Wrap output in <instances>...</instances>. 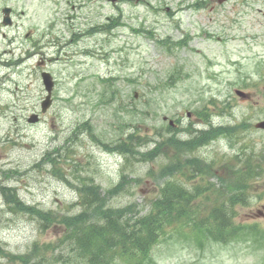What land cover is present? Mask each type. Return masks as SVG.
<instances>
[{"label":"rangeland","instance_id":"374dc122","mask_svg":"<svg viewBox=\"0 0 264 264\" xmlns=\"http://www.w3.org/2000/svg\"><path fill=\"white\" fill-rule=\"evenodd\" d=\"M147 1L156 9L145 0L117 5L107 0H0V185L14 187L26 205L50 211L52 217L44 226L35 215L9 209L0 192V264H20L33 243L41 247L59 240L64 229L55 218L82 209L75 186L83 179L105 191L122 174L131 177L117 194L105 193V204H130L132 211L146 212L163 184L151 173L160 172L174 153L140 161L110 151L103 143L112 145L135 132L136 148L152 147L159 135L168 134V119L178 120L182 138L191 135V126L246 123L239 125L232 141L221 136L193 151L202 162L216 166L211 178H198L214 188L195 201L202 210L229 198L224 179L233 155L250 154L261 172L249 182L229 218L233 224L243 223V237L210 243L204 239L197 245L188 226L168 227L152 249V259L157 264H264V216L258 214L264 206V131L254 127L264 118V41L256 38L262 29L260 16L244 11L241 3L236 13H227L235 23L221 12H209L208 7L197 11L186 4L169 15L182 0ZM261 4L256 0L254 6ZM5 5L11 7L9 26L2 23ZM118 14L123 25L87 31ZM182 30L190 37L184 45L163 42L182 39ZM216 35L225 38L217 41ZM42 69L53 76L54 88L50 108L40 114L45 95ZM234 89L249 98L242 100ZM199 111L205 117L197 115ZM32 112L39 114L35 123L27 121ZM169 178L190 191L198 187L186 166ZM68 249L59 244L54 253L63 250L60 254L68 258L73 255ZM51 251L40 250L49 264L55 259Z\"/></svg>","mask_w":264,"mask_h":264},{"label":"trees","instance_id":"16d2710c","mask_svg":"<svg viewBox=\"0 0 264 264\" xmlns=\"http://www.w3.org/2000/svg\"><path fill=\"white\" fill-rule=\"evenodd\" d=\"M115 24H119V18L111 25ZM167 129L169 130L168 127ZM234 130V127L223 126L220 133L232 135ZM205 133L197 137L196 141H183L174 136L165 137L164 145L160 142L157 147L146 152L135 149L137 144L134 143L135 135L129 133L126 140L120 139L121 141L116 142L115 148L123 154L136 153L140 160H150L161 151L162 145L167 148L170 145L176 146L179 152H184L201 141H208L210 136ZM191 161L190 158L186 159L187 164ZM184 166L185 164L177 159L171 165L161 168L157 176L163 178V184L158 196L150 200V206L144 213L132 211L134 205L130 204L124 208H112L105 204V198L101 195L98 185L93 182L81 183L76 186V190L80 195L79 202L82 209L76 214H64L58 219L55 218L64 229L63 235L59 240L44 243L41 247L33 244L31 252L22 255L20 264H49L47 258L40 254V250H52L55 257L53 264L57 262L59 264H116L118 261L126 264H147L151 262L150 252L153 246L165 237L168 227L190 226V230L195 232L199 243L204 236H211L218 240L234 236L238 231L242 232L243 227L235 226L229 218L233 213L234 205L243 201L242 196L249 187V181L261 172L259 164H252L247 160L238 169L230 168V174L224 179L226 189L229 188L231 192L229 198L222 199L217 205L205 208L204 211L200 204L192 202L201 190L190 192L169 178ZM151 175L154 176V173ZM128 181L129 179L124 176L121 177L118 184L105 192L106 195L118 193L123 184ZM2 190L5 188L2 187ZM4 198L9 208L16 212L35 215L43 225H47L52 220L50 211L24 204L13 188L6 189ZM134 212H136L135 216H131L130 213L134 214ZM59 244L68 245L69 253L73 255L65 258L60 254L63 250L59 251V255H55L54 248L59 247ZM12 258L15 259V257ZM31 259L34 260L31 261Z\"/></svg>","mask_w":264,"mask_h":264},{"label":"water","instance_id":"95a60500","mask_svg":"<svg viewBox=\"0 0 264 264\" xmlns=\"http://www.w3.org/2000/svg\"><path fill=\"white\" fill-rule=\"evenodd\" d=\"M9 10H10L9 8L3 9V11L5 13V16H4V22L5 23L10 22V19L8 17ZM41 77H42V81H43L45 90L47 91L45 98L41 102V111L44 112L51 103L50 97H51V89L53 86V80H52L50 73L46 72V71L41 72ZM236 92L241 96H245L244 93H242L241 91L237 90ZM36 120H37L36 114H31L28 118V121H30V122H35ZM170 123H172V121H170ZM256 127L264 128V120L256 123Z\"/></svg>","mask_w":264,"mask_h":264},{"label":"flooded vegetation","instance_id":"af4514ba","mask_svg":"<svg viewBox=\"0 0 264 264\" xmlns=\"http://www.w3.org/2000/svg\"><path fill=\"white\" fill-rule=\"evenodd\" d=\"M228 0H224V1H222V2H218V0H210V9L211 10H213V9H215L216 8V10H217V12H223V6H224V4L227 2ZM201 3V2H200ZM203 4H205V3H201V7H204V5ZM232 8V7H231ZM166 9H168V8H166ZM259 10H260V8H259ZM262 14L264 15V11L262 12ZM263 18H264V16H263Z\"/></svg>","mask_w":264,"mask_h":264}]
</instances>
